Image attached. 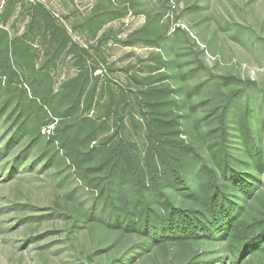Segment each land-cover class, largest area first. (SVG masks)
Here are the masks:
<instances>
[{
	"label": "rangeland",
	"instance_id": "rangeland-1",
	"mask_svg": "<svg viewBox=\"0 0 264 264\" xmlns=\"http://www.w3.org/2000/svg\"><path fill=\"white\" fill-rule=\"evenodd\" d=\"M37 3L78 48L52 59L48 31L32 19ZM159 72L192 120L213 98L211 83L199 90L196 83L210 73L242 78H229L225 87L239 89L235 110L251 107L260 159L251 161L253 193L239 194V213L264 217V0H0V264H170L172 245L148 247L147 236L99 214L102 201L94 207L102 189L104 198L112 189L120 201L125 191L131 199L146 195L109 178L106 155L96 149L110 139L128 157L145 162L139 96L147 87L144 77ZM80 74L87 75L91 105L84 109L83 97L74 110L71 97L61 98L60 92ZM33 82L38 95L51 90L56 95V113L49 112L52 120L39 132L33 112L41 98L31 102ZM19 102L27 106L23 112ZM26 115L30 127L22 132ZM80 117L90 119L84 131L78 138L69 132L61 144L60 132ZM51 136L57 137L55 145L48 142ZM195 137L201 145L204 134ZM175 193L176 203L186 205L189 195ZM199 247L208 260L224 254L222 241ZM240 264H264V251L248 254Z\"/></svg>",
	"mask_w": 264,
	"mask_h": 264
},
{
	"label": "trees",
	"instance_id": "trees-1",
	"mask_svg": "<svg viewBox=\"0 0 264 264\" xmlns=\"http://www.w3.org/2000/svg\"><path fill=\"white\" fill-rule=\"evenodd\" d=\"M96 18L93 14L92 19ZM32 19L48 31L52 59L68 47L70 50L78 48L66 28L55 23L44 4L35 5ZM45 68L42 66L41 70ZM34 76L36 78V74ZM229 78L242 80L236 75L210 73L206 80L196 83L197 90L211 83L213 98L205 102L208 106L200 118L192 120L188 110L182 112L184 103L174 94L171 84L165 82L164 73L144 77L147 87L141 89L139 98L148 142L145 162L141 164L128 157L123 145L112 143L110 139L95 150L106 155L103 164L110 167L109 178L118 179L121 186L127 182L133 190L146 195L131 199L125 197L124 194L128 193L125 191L120 201L112 189L104 198L105 190L102 189L99 197L94 198V207L102 201L99 214L107 216L117 226L147 236L148 247L172 245L174 252L170 264H174L176 259L179 264H215L223 259L240 264L248 254L264 251V217L247 218L239 213V194L251 196L253 193L251 181L256 175L250 164L252 160L260 159L257 151L259 126L253 120L250 105L240 112L234 109L239 89H226L225 83ZM246 82L253 81L248 79ZM87 83L86 74L85 78L78 75L60 92L61 98L70 96L76 110L81 108V100L85 97L87 105L84 109H88L91 102L85 91ZM31 87L34 96L31 102L36 97L41 98L38 110L33 112V123L38 125L39 132L42 124L52 120L49 112L56 113V95H51L52 90L46 96L38 95L35 82ZM9 90L14 92V89ZM93 94L94 91L92 95L90 92L91 100ZM25 107L19 102L18 109L23 112ZM28 119L26 115L20 128L22 132H27L30 127ZM88 121V117H80L71 129L60 132L61 144L71 131H75L74 136L78 138ZM197 133L204 134L201 145L196 140ZM91 137L90 140L94 139ZM56 139L51 136L48 142L55 145ZM32 144L28 145L29 150L33 148ZM11 147L12 144L7 149ZM245 155L248 159L244 160L242 157ZM77 159L76 155L72 156V160ZM244 166L250 170L246 172ZM177 191L189 195L186 205L176 203ZM206 241H222L223 256L206 259L204 249L199 247Z\"/></svg>",
	"mask_w": 264,
	"mask_h": 264
}]
</instances>
